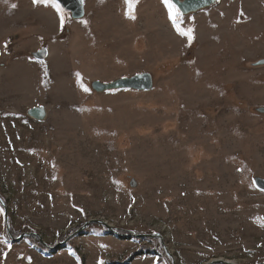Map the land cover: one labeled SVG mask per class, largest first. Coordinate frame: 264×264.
I'll use <instances>...</instances> for the list:
<instances>
[{
	"label": "rangeland",
	"instance_id": "rangeland-1",
	"mask_svg": "<svg viewBox=\"0 0 264 264\" xmlns=\"http://www.w3.org/2000/svg\"><path fill=\"white\" fill-rule=\"evenodd\" d=\"M84 1L76 20L0 0V264H76L64 246L85 264L143 249L158 264H264V0L176 7L191 44L163 0H135L134 18L125 0ZM141 73L152 90L93 88ZM93 220L122 238H92L95 223L74 235ZM153 234L167 249L135 237Z\"/></svg>",
	"mask_w": 264,
	"mask_h": 264
},
{
	"label": "water",
	"instance_id": "water-1",
	"mask_svg": "<svg viewBox=\"0 0 264 264\" xmlns=\"http://www.w3.org/2000/svg\"><path fill=\"white\" fill-rule=\"evenodd\" d=\"M56 2L65 10L69 11L72 14V17L76 20L82 19L85 16V1L84 0H56ZM172 2L176 5L178 10L183 15H189L193 13H197L202 11L206 8H209L215 5L218 0H172ZM35 56L38 59H45L48 56L46 50L38 51ZM153 77L150 73H141L134 75L129 78H120L114 82L104 84L101 82H94L93 88L98 92H110V91H119V90H135V91H150L153 89ZM264 111V109L262 110ZM28 115L36 118L37 120H43L46 118L47 111L45 107H34L29 110ZM256 185L258 188L264 191V178H257ZM134 184V183H133ZM0 203L4 206L3 201L0 198ZM5 218L8 220L7 212L5 211ZM100 224L105 227L107 230L115 232L114 227L110 225L108 222L103 220H93L86 223L79 231H77L74 235L82 234L85 229L91 224ZM39 237H41L39 235ZM138 238H145V239H157L159 238L164 248L166 247L165 238L160 234H153V235H141L135 236ZM42 238V237H41ZM43 243V240H41ZM169 256L175 260L174 256L168 252ZM208 264H236L234 262L226 261V260H214Z\"/></svg>",
	"mask_w": 264,
	"mask_h": 264
},
{
	"label": "snow or ice",
	"instance_id": "snow-or-ice-1",
	"mask_svg": "<svg viewBox=\"0 0 264 264\" xmlns=\"http://www.w3.org/2000/svg\"><path fill=\"white\" fill-rule=\"evenodd\" d=\"M37 2H40V0H33V3H37ZM43 2L51 3V6L54 7L58 13L61 12L60 6L56 2V0H43ZM163 3L168 8L169 18L172 20L173 26L176 28L177 33L181 36H186L189 44H191L193 40L192 29L191 28L183 29L180 26V13L176 9V5L172 2V0H163ZM125 4L127 5L125 15L129 16V18H134L133 12H134L135 0H125ZM13 7H15V5H13ZM64 19L65 18L63 14H61L60 16L61 27H63ZM77 76H79V74H77ZM84 90L87 91V89ZM100 264H103V261H101Z\"/></svg>",
	"mask_w": 264,
	"mask_h": 264
},
{
	"label": "crops",
	"instance_id": "crops-1",
	"mask_svg": "<svg viewBox=\"0 0 264 264\" xmlns=\"http://www.w3.org/2000/svg\"><path fill=\"white\" fill-rule=\"evenodd\" d=\"M92 236V238H94V239H106L108 236H105V235H103V234H101V235H99V234H94V235H91ZM87 237V236H86ZM113 239H114V236H113ZM133 243H136V242H134V241H132ZM72 252H73V254H68L67 253V255H69V257H71L72 259H73V261H74V263H76V264H85V262H83V261H81V259H80V257H76V255H77V253L74 251V247L72 246V248H69ZM69 249H67V250H69ZM66 250V251H67ZM76 253V254H75ZM75 255V256H74ZM50 257H53V255H51ZM49 257V258H50ZM104 258H106L105 256H102V259H98L96 262H95V264H100V262L101 261H103V264H104ZM140 258V257H139ZM152 259V260H151ZM139 261V263L140 264H158V260H156V258L153 260V257L152 256H142L141 257V259L140 260H138Z\"/></svg>",
	"mask_w": 264,
	"mask_h": 264
},
{
	"label": "trees",
	"instance_id": "trees-1",
	"mask_svg": "<svg viewBox=\"0 0 264 264\" xmlns=\"http://www.w3.org/2000/svg\"><path fill=\"white\" fill-rule=\"evenodd\" d=\"M103 235H116V236H119V237L122 238V236L120 235V233L112 232V231H109V230H107V229H105V232H104ZM82 236H85V234H82ZM129 236H130L129 238L136 239L135 237H133V236H131V235H129ZM69 248H70V246H64V247L62 248V250H67V249H69ZM50 253H54V252H50ZM148 255H149V256H151V255L156 256L157 259L161 258V256H160L161 254H160L159 252H156V251H154V250L143 249V250L137 252V253L135 254V256H133V258H129V259H128L126 262H124V263H117V264H131L135 257H139V256H148Z\"/></svg>",
	"mask_w": 264,
	"mask_h": 264
}]
</instances>
